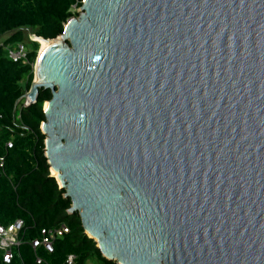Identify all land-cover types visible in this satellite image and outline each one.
I'll use <instances>...</instances> for the list:
<instances>
[{"label": "water", "instance_id": "water-1", "mask_svg": "<svg viewBox=\"0 0 264 264\" xmlns=\"http://www.w3.org/2000/svg\"><path fill=\"white\" fill-rule=\"evenodd\" d=\"M80 8L13 110L51 91L68 212L119 264H264V0Z\"/></svg>", "mask_w": 264, "mask_h": 264}, {"label": "trees", "instance_id": "trees-1", "mask_svg": "<svg viewBox=\"0 0 264 264\" xmlns=\"http://www.w3.org/2000/svg\"><path fill=\"white\" fill-rule=\"evenodd\" d=\"M81 5L82 0H0V39L7 35L5 44L29 45V63L13 61L0 47V157L5 160L0 175V223L9 225L17 219L25 223L20 231L23 243L15 249L14 258L5 262L0 250V264H38L37 256L48 264H63L69 254H75L80 263L116 264L105 258L97 242L87 235L79 213L68 212L71 199L51 175L41 131L43 105L51 99V91L41 88L36 102L25 106L22 100L13 114L17 99L31 87L39 50V43L29 41L24 30L56 38L67 20L80 14L72 8ZM61 224L67 225L69 232L55 242L53 252L30 246L29 241L40 237L43 227Z\"/></svg>", "mask_w": 264, "mask_h": 264}, {"label": "built area", "instance_id": "built-area-1", "mask_svg": "<svg viewBox=\"0 0 264 264\" xmlns=\"http://www.w3.org/2000/svg\"><path fill=\"white\" fill-rule=\"evenodd\" d=\"M34 34V33H33ZM29 41H36L32 38V33H27ZM39 43V41H37ZM0 47H2L9 58L16 62L29 63L28 52L29 47L25 42H19L16 44H5L4 40L0 39ZM24 105L27 106L30 103L29 100H24ZM5 160L4 157H0V175L4 173ZM25 223L23 219H17L15 222L4 225L0 223V250L5 262H10L14 258L15 249L19 247L23 240L20 237V231L23 229ZM69 232V227L65 224L54 227H43L40 231V237L30 240V246L36 250L37 248H43L48 252L54 251L55 242L64 237ZM36 262L38 264H48L41 256H37ZM63 264H95L91 261L85 263L78 262V258L75 254L67 255ZM116 264H119L116 262Z\"/></svg>", "mask_w": 264, "mask_h": 264}, {"label": "bare ground", "instance_id": "bare-ground-1", "mask_svg": "<svg viewBox=\"0 0 264 264\" xmlns=\"http://www.w3.org/2000/svg\"><path fill=\"white\" fill-rule=\"evenodd\" d=\"M32 38L36 41H39L40 42V55L43 53V51L45 50V48L51 43V41L49 40H44V39H41L39 37H37L36 35L32 36ZM61 38V37H59ZM58 38V39H59ZM35 77H36V81H39L40 79V75H39V71H38V68H37V65L35 66ZM48 105L47 102H45V107ZM52 174H54L55 176H57V172L52 170Z\"/></svg>", "mask_w": 264, "mask_h": 264}, {"label": "rangeland", "instance_id": "rangeland-1", "mask_svg": "<svg viewBox=\"0 0 264 264\" xmlns=\"http://www.w3.org/2000/svg\"><path fill=\"white\" fill-rule=\"evenodd\" d=\"M72 11L73 12H81V8L80 7H76V6H74L73 8H72ZM75 16H77V15H75ZM28 31H30L31 32V30L30 29H25L24 30V32H25V34L27 35V33H28ZM32 36H34L33 35V33H32ZM28 40H29V38H28ZM28 47H29V45H27ZM39 52H40V42H39V50H38V54H37V57H38V55H39ZM37 60V59H36ZM36 63V62H35ZM35 63H34V71H35ZM51 171V170H50Z\"/></svg>", "mask_w": 264, "mask_h": 264}, {"label": "crops", "instance_id": "crops-1", "mask_svg": "<svg viewBox=\"0 0 264 264\" xmlns=\"http://www.w3.org/2000/svg\"><path fill=\"white\" fill-rule=\"evenodd\" d=\"M7 37V35L6 36H4L3 38H2V40H5V38Z\"/></svg>", "mask_w": 264, "mask_h": 264}]
</instances>
